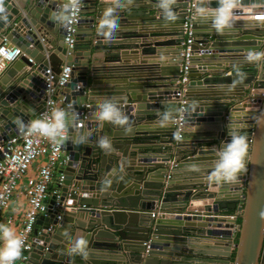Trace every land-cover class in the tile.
I'll return each mask as SVG.
<instances>
[{
	"label": "water",
	"instance_id": "water-1",
	"mask_svg": "<svg viewBox=\"0 0 264 264\" xmlns=\"http://www.w3.org/2000/svg\"><path fill=\"white\" fill-rule=\"evenodd\" d=\"M104 1L88 2L85 9L92 10L80 22L74 49L65 45V27L50 19L60 0L2 2L0 45L7 40L23 54L0 75V142L19 132L18 120L28 124L44 111L48 69L55 82L63 67L73 70L60 91L71 104L61 207L53 209L52 201L49 216L38 221L29 264H264V126L254 119L264 113V61H245L249 51L264 52V26L235 20L223 34L211 27L203 41L207 20L196 17L184 139L178 142L176 124L162 128L158 121L169 107L179 115V51L193 0H177L175 22H165L157 0H134L118 11L111 41L96 31L109 5ZM258 3L264 0L243 1ZM217 6L213 0L211 7ZM167 35L175 38L157 39ZM215 59L226 62L220 68L209 63ZM237 70L247 78L233 86ZM197 88L204 94H194ZM103 99L128 116L130 131L98 127L94 113ZM229 123L247 136L246 172L237 183L210 184L216 152L230 139ZM103 136L113 145L110 154L98 147ZM106 178L111 186L101 191ZM202 200L212 203L196 208ZM80 235L89 241L86 259L66 252Z\"/></svg>",
	"mask_w": 264,
	"mask_h": 264
},
{
	"label": "built area",
	"instance_id": "built-area-1",
	"mask_svg": "<svg viewBox=\"0 0 264 264\" xmlns=\"http://www.w3.org/2000/svg\"><path fill=\"white\" fill-rule=\"evenodd\" d=\"M241 0V7L236 11V21L242 26L264 22L258 18L264 13V5L249 4L244 5ZM61 5L67 0H60ZM85 0H80L79 11L73 18V22L65 27V45L68 49H74L78 28L83 18ZM196 0L188 8V16L183 23L185 40L180 44L179 56L181 58L180 76L177 82L178 90L175 94L179 101V115L176 119L178 130H184V112L186 111L187 100L185 94L190 82L189 73L192 69L193 50L192 46L196 42L195 36V13ZM207 40V39H206ZM204 41V40H203ZM22 50L12 43L4 40L0 45V75L8 67L22 56ZM12 58L9 59L8 57ZM33 62L32 59H30ZM73 78L71 67L65 66L55 82V74L51 69L46 71V105L38 118L48 119L53 109H63L66 114L71 104L65 103V99L60 97V91L67 86ZM37 118V119H38ZM69 131L66 121V128L62 136H58L55 141L33 133L19 132L6 141L0 142V224L3 223L4 215L12 205L16 192L22 188L27 202V209L23 213L21 225L17 235L24 238V248L22 256L15 264H29L32 256L34 232L41 217H48L51 202L55 201L53 209L61 207V190L65 182L64 171L68 167L70 157L65 151V144L68 140ZM36 167L35 174L31 171ZM156 218V213H152ZM61 219L58 216V220ZM11 220L7 223L11 224ZM52 230V227L49 231ZM148 247V244H147Z\"/></svg>",
	"mask_w": 264,
	"mask_h": 264
},
{
	"label": "clouds",
	"instance_id": "clouds-1",
	"mask_svg": "<svg viewBox=\"0 0 264 264\" xmlns=\"http://www.w3.org/2000/svg\"><path fill=\"white\" fill-rule=\"evenodd\" d=\"M3 0H0V13L4 12L2 7ZM134 3V0H111V3L105 7L98 26L97 34L102 36L106 41L114 40L115 33L119 28L118 11L127 9ZM213 0H196L195 13L196 17L211 22V27L219 34L225 30L231 29L236 19V11L241 7V0H216L217 7H211ZM80 0H67L56 11L52 12L50 19L53 23L68 27L79 11ZM177 0H157V7L165 22H175L177 15L174 6ZM258 18L264 19V13ZM0 19L6 20V16H0ZM9 59L12 57L9 56ZM163 59V57H161ZM248 63H257L264 61V52L249 51L245 56ZM247 78V73L237 70L236 79L232 85L243 83ZM180 112V109L176 110ZM194 111V110H193ZM203 114V113H200ZM95 120L99 128L103 129L105 123L124 128L125 131L131 130V124L128 116L117 106L116 102L103 99L98 103L94 113ZM68 117L63 109L56 108L51 112L48 119H34L24 124L22 120L17 121L18 128L21 132L28 134H39L53 141L58 136H62ZM257 124L264 126V113L256 116ZM159 125L162 128L172 127L176 124V116L173 111L166 110L160 114ZM229 141L217 150V158L213 162L211 171L207 175V181L216 185L232 184L239 181V177L246 172V159L248 158V140L245 134L236 131L231 123L228 125ZM174 140L182 142L184 137L180 130L173 132ZM84 138L82 137V140ZM98 147L105 154L114 151L110 138L101 137L97 141ZM193 170L199 171L196 165L192 166ZM111 186V180L105 179L101 191H106ZM24 248V238L16 234L15 230L6 224H0V264H15L22 256ZM66 252L70 256H81L87 258L89 255V241L82 235L73 239L68 245Z\"/></svg>",
	"mask_w": 264,
	"mask_h": 264
},
{
	"label": "crops",
	"instance_id": "crops-1",
	"mask_svg": "<svg viewBox=\"0 0 264 264\" xmlns=\"http://www.w3.org/2000/svg\"><path fill=\"white\" fill-rule=\"evenodd\" d=\"M16 1V3H18L17 1L18 0H15ZM91 0H85V2H84V10H83V18H85L86 16H84V14H85V12H90L91 10H92V8H90V9H85V7H89V4H88V2H90ZM105 3H108V4H110L111 3V0H105L104 1ZM259 5L261 4V5H264V3H258ZM252 25H262V26H264V22H258V23H254V24H252L251 22H250V24H248L247 26H252ZM203 26L204 27H206V28H201V35H199V39H201V40H206V39H208V36H207V34L210 32V30L212 29L211 28V22L210 21H204V23H203ZM171 27H174V26H171ZM180 27V26H179ZM167 29H169V28H167ZM157 38V37H156ZM172 38H175V37H170V36H166V37H159V38H157V39H160L161 41H168L169 39H172ZM1 41V40H0ZM133 57L134 56H128V59L131 61V63H136V60L135 59H133ZM225 62H226V60H221V59H215V60H209V63H214V64H217V66L218 67H222V64L224 65L225 64ZM219 64H221V65H219ZM8 70V69H7ZM6 74V71L3 73V76ZM204 91H201V90H199L198 88L195 90V93L194 94H204L203 93ZM167 110H173V108L172 107H169ZM216 126H211V127H209L208 128V130H210V131H212V130H216ZM192 129L190 128V129H188V131H191ZM186 150H189V147L188 148H186ZM185 150V152H187ZM36 167L37 166H34V169L31 171V175H33V174H35V172H36ZM210 203H212V201H210V200H202V201H199V202H196V203H194L196 206V208H201V207H203V206H205V205H207V204H210ZM26 209H27V202H26V199H25V197H24V194H23V191H22V188L21 189H19L17 192H16V194H15V196H14V198H13V202H12V205H11V207L9 208V210L7 211V213L4 215V218H3V223L4 224H6V225H8L7 223L9 222V220L10 219H12L11 220V224H9L8 226L9 227H11V228H13L14 230H15V232L17 233V231H18V229H19V227H20V225H21V222H22V216H23V213L26 211ZM152 214V213H151ZM233 214V213H232ZM234 215H238L237 213H234ZM156 217H158V215L156 214ZM79 221H82V222H84V223H89V221H88V219H80ZM37 228H39V226L37 225ZM41 228V227H40ZM237 235H238V233H237V228H235V229H233V239H235V241H236V238H237ZM196 239L197 238H191L190 240L191 241H196ZM203 243H206V241L205 240H202V244ZM195 244H198V242H195ZM224 244H225V242H224ZM223 247V246H222ZM221 249H225V248H221Z\"/></svg>",
	"mask_w": 264,
	"mask_h": 264
},
{
	"label": "trees",
	"instance_id": "trees-1",
	"mask_svg": "<svg viewBox=\"0 0 264 264\" xmlns=\"http://www.w3.org/2000/svg\"><path fill=\"white\" fill-rule=\"evenodd\" d=\"M234 257V256H233Z\"/></svg>",
	"mask_w": 264,
	"mask_h": 264
}]
</instances>
